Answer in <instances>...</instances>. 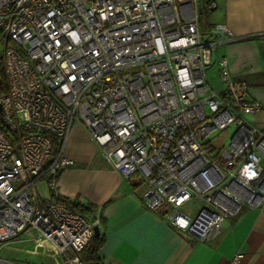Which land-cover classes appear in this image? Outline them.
Returning <instances> with one entry per match:
<instances>
[{
	"label": "built area",
	"instance_id": "1",
	"mask_svg": "<svg viewBox=\"0 0 264 264\" xmlns=\"http://www.w3.org/2000/svg\"><path fill=\"white\" fill-rule=\"evenodd\" d=\"M202 4L199 6L198 2ZM212 0H0L6 90L0 94V242L51 264L79 252L98 216L68 209L57 177L73 160L63 142L84 127L108 167L144 185L142 203L200 239L218 236L242 204L264 202V131L216 46L224 23L201 30ZM217 67L219 89L208 78ZM216 150L211 134L227 130ZM59 151L52 155L54 141ZM213 147V148H212ZM43 181L49 193L41 195ZM201 201L193 214L183 208ZM98 236L101 234L98 233ZM236 253L229 264H236ZM0 264H44L0 256Z\"/></svg>",
	"mask_w": 264,
	"mask_h": 264
},
{
	"label": "crops",
	"instance_id": "2",
	"mask_svg": "<svg viewBox=\"0 0 264 264\" xmlns=\"http://www.w3.org/2000/svg\"><path fill=\"white\" fill-rule=\"evenodd\" d=\"M212 1L216 6L204 12L201 30L214 23L230 29L235 38L219 43L215 54L226 56L230 73L246 81V99L264 103V0ZM207 75L219 89L217 67L208 68ZM246 120L264 131V110ZM63 153L73 163L58 174L59 194L68 201L93 204L95 211L86 216L99 218L102 243L92 264H229L236 253L242 254L236 264H264V202L256 207L242 204L223 220L218 236L200 239L171 225L161 209L146 208L141 198L145 185L108 167L83 126L69 129ZM37 187L49 193L43 181ZM41 257L42 263H52Z\"/></svg>",
	"mask_w": 264,
	"mask_h": 264
},
{
	"label": "rangeland",
	"instance_id": "3",
	"mask_svg": "<svg viewBox=\"0 0 264 264\" xmlns=\"http://www.w3.org/2000/svg\"><path fill=\"white\" fill-rule=\"evenodd\" d=\"M199 6L202 4L201 1L198 2ZM204 24V10L200 15V27ZM3 52V41L0 40V60ZM214 69V68H213ZM216 87V86H215ZM233 130L232 126H229L227 130L220 133L211 134V142L216 148V150H223L227 146L228 134ZM40 187V186H39ZM41 195L45 196L41 189H39ZM201 201L198 199H192L185 208H183L187 213L193 214L197 207L200 205ZM14 240L8 242L5 247H3V242H0V256L8 259H14L18 261L28 260L30 262L40 263L43 262V257L40 255H32L25 252L26 244L19 238H13ZM41 262V263H42Z\"/></svg>",
	"mask_w": 264,
	"mask_h": 264
},
{
	"label": "trees",
	"instance_id": "4",
	"mask_svg": "<svg viewBox=\"0 0 264 264\" xmlns=\"http://www.w3.org/2000/svg\"><path fill=\"white\" fill-rule=\"evenodd\" d=\"M206 12V11H204ZM6 83L5 77L2 69V65L0 63V94L5 92ZM60 141L55 140L52 148V155H55L60 148ZM213 148V147H212ZM65 203L68 206V209L74 212H79L83 214H92L95 211V206L91 203H81L78 201H68L63 198ZM102 243L101 236L93 235L87 244L81 249L79 252V257L85 264H92L98 260L97 251Z\"/></svg>",
	"mask_w": 264,
	"mask_h": 264
},
{
	"label": "water",
	"instance_id": "5",
	"mask_svg": "<svg viewBox=\"0 0 264 264\" xmlns=\"http://www.w3.org/2000/svg\"><path fill=\"white\" fill-rule=\"evenodd\" d=\"M94 235L99 233L97 225L93 226Z\"/></svg>",
	"mask_w": 264,
	"mask_h": 264
}]
</instances>
